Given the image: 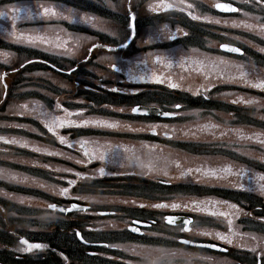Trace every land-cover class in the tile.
Here are the masks:
<instances>
[{
	"label": "flooded vegetation",
	"instance_id": "1",
	"mask_svg": "<svg viewBox=\"0 0 264 264\" xmlns=\"http://www.w3.org/2000/svg\"><path fill=\"white\" fill-rule=\"evenodd\" d=\"M91 1L0 0L4 85L11 76L26 79V63L39 64L45 85L100 80L96 52L117 55L103 69L118 81L108 89L114 103L41 102V138L59 150L44 157L71 168L44 170L55 198L37 218L26 217V182L0 177V264H264L259 243L257 253L255 243L238 244L242 225H264V88L254 86L264 80V0H102L103 37L87 55L67 44L26 43V31L36 28L56 41L73 33L77 44L78 32L89 31L80 22L93 18ZM49 2L57 15L26 18ZM112 12L120 14V35L111 29ZM137 104L169 115L133 112ZM91 120L116 126L81 123ZM25 150L26 143L0 145L3 157ZM19 192L22 201L11 197ZM52 202L83 208L61 212ZM24 240L43 247L28 249Z\"/></svg>",
	"mask_w": 264,
	"mask_h": 264
},
{
	"label": "rangeland",
	"instance_id": "2",
	"mask_svg": "<svg viewBox=\"0 0 264 264\" xmlns=\"http://www.w3.org/2000/svg\"><path fill=\"white\" fill-rule=\"evenodd\" d=\"M44 6L49 7L51 4L49 3H41ZM91 4L94 7L95 12L103 13L101 11V4L102 0H94L91 1ZM42 5L38 6L40 8ZM2 10V9H1ZM0 10V12H2ZM36 5L31 4V13L36 12ZM100 11V12H99ZM42 15V16H41ZM44 14H36L26 16L30 18H40L43 17ZM5 18V17H2ZM119 19L120 14L119 12H112L111 16V29L113 31H116L115 35H120L119 32ZM5 20V19H4ZM94 21V17L89 19V22ZM7 24V22L5 23ZM106 25V24H105ZM118 27V28H117ZM92 33H84V32H78L76 38L78 40V43L74 41L73 45L71 44L70 36H72L71 33H66L68 36H65L61 34L62 39L57 40L51 39L50 37L47 38L50 34L48 32H45L43 29L37 30L36 28H32L30 31H26V43L30 44L33 48H40V49H48V50H55V48H61L64 46V44H67L69 50L72 48L74 51H80V56L83 57L87 55L89 47L95 43L96 41H101L100 36H98L95 31H90ZM39 37V38H37ZM46 37L47 43H44V38ZM73 37V36H72ZM71 37V38H72ZM46 42V41H45ZM73 51V52H74ZM66 53V51H63ZM72 54V52H69ZM67 53V54H69ZM91 57H95V63L97 64V69L95 70L96 73L101 75L100 80L94 81V83L99 84L101 86H105L108 88H112L114 85L118 86V81L113 79L114 74L112 69L106 70L103 69L104 66L111 65L110 62H115L117 59L116 54H108L104 52H97L93 54ZM28 56H26V59ZM15 65H12L11 67H14ZM33 68L31 70L27 71L26 79L24 80H16L13 78V76L9 77V79L6 80L5 84L1 81V74H0V105L3 104L4 101L7 100V108H4L5 111H7L8 114L12 115H18V116H24L28 118H34L37 119L40 122V119L42 117V109H41V102H45L49 106H55L56 102L59 104L62 101V98L65 97L66 93L61 94L60 86L66 88L67 90L71 91L75 86L74 83L71 81H68V78H53L54 81H48V85L44 84V81L41 80H34L35 78L41 79V71L39 70V64L38 63H26V68ZM30 69V68H29ZM111 70V72H109ZM111 73V74H110ZM107 77H112L113 81H110L108 79H105ZM93 81V80H91ZM108 82H111L110 85H108ZM29 83V84H27ZM106 83V84H105ZM181 83V81H180ZM56 84L58 87H56ZM117 88V87H116ZM60 90V91H59ZM59 93L57 94V92ZM75 92V91H74ZM74 92H71L70 95ZM45 94V95H43ZM69 95V94H68ZM66 97H68L66 95ZM101 97H95V99L100 102L99 100H102ZM105 99V98H104ZM56 100V102H54ZM105 104V103H102ZM19 119H12V122L9 124L0 122V128L4 125H11L9 130H0V133H3L6 135V138H11V141L17 145L21 143H26V152L23 151V156H17L15 154H11L8 156H2L1 154L4 153V151L0 152V177H3L5 179H10L14 181H25L26 182V217H35L37 218L39 214L43 211V208L46 206L45 203L55 198L52 197L51 194L53 193L54 189L53 187L49 185L48 182L51 180L48 179L49 177L45 178V172L44 170H50V169H67V166H63L61 162H56L53 160H45L44 153L47 154H54L57 152L59 154V150L55 145H52L54 143V140H47V138H39V137H33V139H30L29 134L24 131L25 129H32V131H35L39 133L42 130V127L39 123H36L34 121H18ZM34 125V126H33ZM13 127V128H12ZM24 129V130H16V129ZM15 129V130H14ZM46 150V151H45ZM52 152V153H51ZM6 158L4 161L3 159ZM48 162H53L52 164ZM127 162H132L128 161ZM113 163V162H112ZM146 169H153V166L150 165H144ZM42 167V168H41ZM16 168H20L24 171L15 170ZM41 168V169H40ZM52 173V179L55 176ZM56 173V172H55ZM58 173H56L57 176ZM7 175V176H5ZM44 179L46 180V183H44ZM48 180V181H47ZM53 184V183H52ZM140 185L144 183H140ZM44 191H46L44 193ZM50 193V194H49ZM54 194V193H53ZM50 195V196H49ZM56 196V195H55ZM11 197H14V200L22 201L23 200V192H19L16 194H13ZM13 199V198H12ZM45 205V206H44ZM21 208V207H20ZM22 212L17 214L19 217L22 216ZM241 230L239 231V247L246 248L247 246L254 245L255 253L259 252L256 248V245L259 243L262 254H264V225L263 224H253L248 223L241 226ZM254 264V262H253Z\"/></svg>",
	"mask_w": 264,
	"mask_h": 264
},
{
	"label": "trees",
	"instance_id": "3",
	"mask_svg": "<svg viewBox=\"0 0 264 264\" xmlns=\"http://www.w3.org/2000/svg\"><path fill=\"white\" fill-rule=\"evenodd\" d=\"M91 14L94 17V21H92L90 24L95 29L94 31H97L96 33H98V35H101L103 33V27H104V17H103L104 15H103V13L100 14L98 12H93ZM63 25H68V24L64 21L63 22ZM92 34H93V32H92ZM100 37L102 38V36H100ZM91 63L92 62H89V63H86L85 65H88V64H91ZM29 68H26V75H27V71L28 70L33 69L31 67H29ZM20 80H24V79H20ZM20 80H18V81H20ZM34 80H41V79L38 77V78H35ZM68 81L73 82L75 87L71 91H69L66 88L62 87L61 94L62 93L63 94L66 93V95L68 96V97H66V95H65V97L62 98L63 104H73L75 101H83V102H78V103H94L96 105L97 104H102V103H105V104H107V103H114V102L108 100V99L111 100V99L114 98V96H115L114 93H109L107 87L105 88V86H101L99 84L94 83V81H96V80L91 81V80H81L79 78H75V79H69ZM27 84H29V83H27ZM89 88L91 90H93V93L92 92H91V94L88 93ZM71 92H74L72 94L73 96L70 95ZM101 96L103 98H102V100H99L100 102H98L97 101L98 99L96 100L95 97H101ZM88 97H91V98H88ZM86 99H89V100H86ZM4 108H7V100L4 101L3 104L0 105V122H3L4 121V123H7L8 122L10 124L12 122V119L13 120L14 119H19L18 121H22V122L34 121L36 123H39L40 126H41V123L37 119L28 118V117H24V116H18V115H15V114L11 116V114H8L7 111L4 110ZM10 126L11 125L1 126L0 130H9L10 129ZM16 130H24V129L20 128V129H16ZM24 131H26V133L29 134V136H27V137H29L30 139H33V137H39V138H41V131L42 130L39 133H37L35 131H32V129H25ZM11 138L7 139L6 138V135H4L3 133H0V145L1 144H4V143H7V142L13 143L11 141ZM21 144H23V143H21ZM25 152H26V150H25ZM57 161L59 162L61 160H58L57 159ZM48 163H50V162H48ZM52 163L53 162H51L50 164H52ZM61 164L63 166H67L68 167L67 169L71 168V165H70V162L69 161L62 160Z\"/></svg>",
	"mask_w": 264,
	"mask_h": 264
},
{
	"label": "snow or ice",
	"instance_id": "4",
	"mask_svg": "<svg viewBox=\"0 0 264 264\" xmlns=\"http://www.w3.org/2000/svg\"><path fill=\"white\" fill-rule=\"evenodd\" d=\"M214 6L216 8H218V9H222V10H231V11H235L236 10L229 3H216ZM149 7H151V5ZM165 7L171 8V7H174V5H172V4H166ZM189 7H191V5H189ZM14 11L20 12L21 9H18L17 8ZM43 14H45V15L51 14V15L54 16V15H57V12L52 7H45V8H43ZM2 15H4V13L0 12V16H2ZM189 15H193V14L190 12ZM193 18L194 19H202V17H198V16H193ZM262 27H264V25H262ZM37 38H39V37H37ZM93 47H96V45H93ZM221 47H223V48H229L230 45H226L225 44V45H221ZM231 50L232 51H235V52H239L240 51L239 48H231ZM157 59H159V57H157ZM112 67H115V65H113ZM177 86L178 85H175V84H172L171 85V87H177ZM254 86L255 87H258V88H264V80L259 81ZM250 102L251 101H245V103H250ZM138 110H139L138 108H133L132 109L133 112H136ZM165 115H167V113H165ZM56 119H58V118H56ZM53 122H55V121H53ZM81 123L82 124H88V123H91V124H100V125H105V126H108V127H115L116 126L114 123H109V122H106V121H96V120L81 121ZM52 130H53L52 127L49 126V131H52ZM61 140L63 141V137H61ZM86 154H87V152H86ZM240 174L243 175V172H241ZM77 176H80V173H77ZM69 183L70 184H75L76 181L75 180H72ZM241 187H242V185H241ZM259 187H260V190L262 192H264V184L259 185ZM67 192H68V189L67 188H64V189L61 190V195H65V194H67ZM193 203H195V201H193ZM163 206H165V205H162V204L154 205V207H163ZM49 207H55V205H49ZM73 207H76V206L73 205ZM171 207L176 208V207H180V205L174 203V204L171 205ZM185 207H187V205H185ZM167 219L169 220V222H172L173 221V217H168ZM187 223H188V221H185V224H187ZM220 238L223 239L224 237H220ZM23 243H25V244L28 245V249L43 247V245H41V244H28V241H26V240H24ZM229 243H231V241H229Z\"/></svg>",
	"mask_w": 264,
	"mask_h": 264
},
{
	"label": "water",
	"instance_id": "5",
	"mask_svg": "<svg viewBox=\"0 0 264 264\" xmlns=\"http://www.w3.org/2000/svg\"><path fill=\"white\" fill-rule=\"evenodd\" d=\"M134 108H138L139 110L136 112L140 113V114H155V115H159V116H167L168 115L167 112H163L159 108H156V107H150V106H145V105H136ZM165 113H167V115H165ZM50 205H55V207H51V208H58L60 211H63V212L81 208V206L76 205V204H72L68 207H65V206H63L61 204H57V203L50 204ZM73 205H75L76 207H73ZM173 220H176V219L174 218ZM177 220H180V218L177 217Z\"/></svg>",
	"mask_w": 264,
	"mask_h": 264
}]
</instances>
